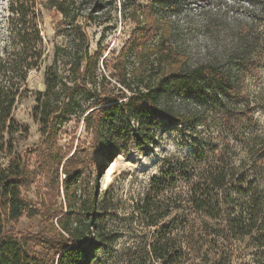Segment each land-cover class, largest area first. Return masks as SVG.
I'll return each instance as SVG.
<instances>
[{
    "label": "trees",
    "instance_id": "obj_1",
    "mask_svg": "<svg viewBox=\"0 0 264 264\" xmlns=\"http://www.w3.org/2000/svg\"><path fill=\"white\" fill-rule=\"evenodd\" d=\"M154 1L131 10L134 35L109 60L102 58L100 45L98 52H91L89 34L76 11L80 5L75 0H49V6L72 22L67 31L70 43L54 46L44 75L46 89L36 93L34 119L41 141L37 152L28 154L18 148L15 135L27 137L29 126L19 124L13 111L28 90L29 72L44 62L47 46L37 4L33 2L28 11L22 0H12L13 42L0 59V264H96L102 247L113 241L98 228L99 212L106 209L104 198L95 187L85 186L92 164L86 153L127 154L131 146L144 151L156 142L158 127L176 119L178 101L183 99L214 100L212 94L221 90L237 100L232 95L238 93L239 82L222 61L194 64L172 43L171 21L157 15ZM74 119L83 121L91 146L70 155L59 144V136ZM30 154L37 158L34 166ZM226 155L216 145L183 160L173 157L137 204L140 216L156 226L159 218L171 213L164 204L172 184L180 180L187 188L183 206L176 208H186L193 218L185 217L177 232L174 225L158 230L150 244L151 256L160 264H232L229 239L255 232V244L264 247V154L253 159L251 170L236 166ZM252 170L255 176L250 180ZM38 176L48 192L37 194L36 206L24 191ZM83 184L84 190L78 192ZM61 187L65 203L58 201ZM24 217L38 220L37 229L16 230L14 224ZM93 229L98 242L87 245ZM210 241L214 247L202 254ZM257 261L264 264V258Z\"/></svg>",
    "mask_w": 264,
    "mask_h": 264
},
{
    "label": "rangeland",
    "instance_id": "obj_2",
    "mask_svg": "<svg viewBox=\"0 0 264 264\" xmlns=\"http://www.w3.org/2000/svg\"><path fill=\"white\" fill-rule=\"evenodd\" d=\"M75 1L80 5L76 6V11L78 9L81 14L79 23L91 40V52H98L100 45V49L104 50L102 58L109 60L117 56L134 35L136 25L131 20V10L136 4L144 8L151 2ZM22 2L28 6V11L33 2L40 9L39 23L47 46L44 62L40 68L29 72L28 90L18 99L13 111L19 124L29 126L27 137L21 138L20 133L15 135L18 148L29 154L37 152L41 141L40 126L34 119L36 93L46 89L44 75L52 61L54 46L70 43L67 31L72 22L49 6V0ZM11 3L12 0H0V59L13 42ZM152 8L160 18L171 21L172 43L187 52L194 64L211 60L224 63L220 64L239 82L238 93L232 95L237 100L232 101L231 95L221 90L212 94L214 100L183 99L178 101L176 119L161 124L157 129L156 142L144 151L139 152L131 146L127 154L121 152L110 156L91 150L86 153L92 156V164L85 186L95 187L100 198H104L106 209L99 212L98 228L105 233L107 240L113 241L102 247L96 264H160L152 258L150 244L158 230L174 225L173 232H177L185 217L194 216L186 208H176L179 204L183 206L187 188L180 180L172 184L164 204L171 213L159 218L156 226H149L136 206L146 197L152 180L161 176L173 157L183 160L196 150L219 145L236 166L243 164L244 170H251L253 159L264 154V0H155ZM102 58L100 71L103 68ZM112 66L110 63V70ZM125 70L128 74L132 73L130 64ZM90 142L91 136L83 121L78 123L74 119L60 132L59 144L69 150L70 155L90 147ZM29 157L32 166L36 165V156L30 154ZM261 174L264 176V171ZM254 176L255 171H250L249 179ZM60 177H66L62 166ZM261 182L264 183V180ZM45 185V180L38 176L24 195L38 206L40 197L37 194L44 196L48 192ZM85 186L80 185L78 192H82ZM61 194L58 201L65 203L63 187ZM37 224L38 220L24 217L14 226L16 230L34 231ZM94 230L88 237L87 245L98 242ZM255 235L256 232L252 236L229 239L232 264H258L257 258H264V247H257ZM210 245L214 247L211 241L208 242L202 254L210 252Z\"/></svg>",
    "mask_w": 264,
    "mask_h": 264
}]
</instances>
